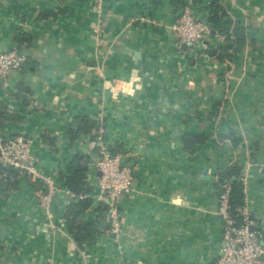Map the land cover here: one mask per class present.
Listing matches in <instances>:
<instances>
[{
  "label": "crops",
  "instance_id": "obj_1",
  "mask_svg": "<svg viewBox=\"0 0 264 264\" xmlns=\"http://www.w3.org/2000/svg\"><path fill=\"white\" fill-rule=\"evenodd\" d=\"M94 1L0 0V51L26 37V61L0 83V134L33 137L40 170L62 189L83 155L95 195L104 121L108 143L136 171L120 202L123 235L108 233L93 202L86 217L107 224L81 248L65 218L73 202L58 196L49 221L34 196L40 184L9 176L0 264H214L224 247L216 175L231 166L249 174V217L264 240V0H196L204 22L218 8L247 27L248 45L224 62L211 54L216 40L191 49L176 37L185 0H103L102 21ZM85 120L98 127L86 133ZM190 134L208 140L190 151Z\"/></svg>",
  "mask_w": 264,
  "mask_h": 264
},
{
  "label": "built area",
  "instance_id": "obj_2",
  "mask_svg": "<svg viewBox=\"0 0 264 264\" xmlns=\"http://www.w3.org/2000/svg\"><path fill=\"white\" fill-rule=\"evenodd\" d=\"M195 4L196 0H185L173 27L176 37L191 49H198V46L208 38L216 40L217 44L225 43L226 35L198 18L194 9ZM92 11L97 13L101 20L104 1H94ZM25 61L26 56L16 49L0 51V78L4 86H8L10 73L18 70ZM106 135V123L101 121L96 133L99 154L94 166L96 175L98 173L100 175L97 176L95 195L78 194L69 189H62L52 176L44 174L39 168L41 159L35 153L36 140L33 137L23 135L4 137L0 134V165L14 169L19 177L40 184L34 196L38 209L47 220L53 218V208L60 195H64L73 203L91 199L104 207L108 233L119 238L123 235L120 202L122 197L133 192L136 171L133 167L122 165V156L111 151ZM241 181L246 195L245 206L242 209L243 223L239 224L229 211L230 186L225 185L218 195L217 215L223 223L224 247L214 264H264V259H261L264 255L263 234L255 230L256 224L249 217L247 207L249 174L246 171L241 176ZM252 226L254 231H251Z\"/></svg>",
  "mask_w": 264,
  "mask_h": 264
},
{
  "label": "trees",
  "instance_id": "obj_3",
  "mask_svg": "<svg viewBox=\"0 0 264 264\" xmlns=\"http://www.w3.org/2000/svg\"><path fill=\"white\" fill-rule=\"evenodd\" d=\"M214 16L212 17V23L214 28L220 31V33L227 36L225 43L217 44L215 57L219 62H224L227 59L231 60L239 53H242L246 46L247 41L250 39L247 33V27L244 23L233 22L230 17L226 15L219 16V10L213 9ZM25 35L19 37L16 40L18 49H21L25 44ZM16 49L18 52L21 53ZM84 125V131L86 133H92L96 129L98 124L92 120L82 121ZM71 138L74 141L75 136L72 133ZM232 139L235 141L234 137ZM208 137L206 135L190 134L185 137V148L194 151L198 146H202L206 143ZM110 149L113 153L115 149L112 144L109 143ZM84 156H78L76 158L75 165L70 166L66 173V182L68 188L75 193H90L87 183L85 181L88 174V167L85 165ZM244 170L238 166H231L224 170H221L216 175L215 187L217 194L223 191L225 185H229L230 192V213L234 219L239 223H243L242 209L245 206V192L244 185L241 181V176ZM9 176H18L17 171L12 168L3 167L0 165V186H4L5 178ZM91 199L73 203L68 211L65 213L66 221L68 222L69 232L72 235L74 241L83 248L85 244H89L98 236L101 232L100 221H91L86 217L87 212L92 205ZM255 230L263 232L255 227Z\"/></svg>",
  "mask_w": 264,
  "mask_h": 264
},
{
  "label": "water",
  "instance_id": "obj_4",
  "mask_svg": "<svg viewBox=\"0 0 264 264\" xmlns=\"http://www.w3.org/2000/svg\"><path fill=\"white\" fill-rule=\"evenodd\" d=\"M208 43V42H207ZM214 50L212 49L211 50V54H214ZM131 54L132 55H134L135 57H137V58H139L140 57V54L139 53H135V52H131ZM3 81H2V79L0 78V83H2ZM127 162H128V159L127 158H125L124 160H123V162H122V165L125 167V166H127ZM207 172H208V170H205V172H204V174H207ZM100 175V173H98V176ZM106 224L107 223H102L101 224V227L102 228H104L105 226H106ZM251 228V231H254V227L252 226V227H250ZM261 259L263 260L264 259V255L263 256H261Z\"/></svg>",
  "mask_w": 264,
  "mask_h": 264
}]
</instances>
